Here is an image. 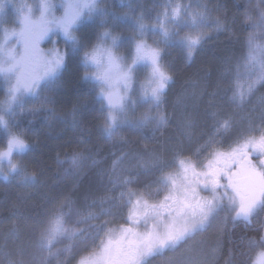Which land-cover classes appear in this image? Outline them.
<instances>
[{
    "label": "trees",
    "instance_id": "obj_1",
    "mask_svg": "<svg viewBox=\"0 0 264 264\" xmlns=\"http://www.w3.org/2000/svg\"><path fill=\"white\" fill-rule=\"evenodd\" d=\"M245 2L205 0L206 8L201 10L205 15L204 22L210 29L202 31L200 45L193 49L191 55L178 44H169L162 51L163 65L172 79L159 109L153 106L143 110L144 113L151 111L153 115L162 113L166 117L163 123H124L109 135L104 127L106 107L98 96V84L91 76L92 67L84 61L88 46L84 45L86 51L81 56L67 60V65L58 70L55 78L44 87L52 86V91L40 105L30 108L31 112L20 129L28 145L18 158L24 172L10 175L7 179L0 178V264H9L10 260L33 264L35 260L32 254L36 257L38 254L37 236L41 228L47 226L50 211L73 199L82 201L87 196L95 197L99 191L95 178L97 171L90 170L88 162H102L103 165L99 166L102 172L112 166L113 161L106 160L111 154L115 155L114 158L125 159L126 167L136 158H140V162L161 160L171 164L175 154L192 156L194 147L205 144L204 141L208 142L210 138L216 139L213 128L224 118L223 113H229L227 117L234 119L230 117L231 110L223 105L216 93L219 84H222L221 87L226 84L222 75L240 59L244 47ZM84 23L75 27L72 34L84 44L96 41L97 32L94 33L91 24ZM70 49L66 47V50ZM177 101L183 105L180 112L172 108ZM53 117L58 119L53 120ZM45 121L48 125H45ZM258 124V121L252 124L253 131L257 130ZM242 129L243 126L234 127L226 142L232 143ZM191 133L194 134V141L197 139L196 143L186 142L185 135ZM147 150L153 151V159L145 156ZM74 157L81 159L77 166L73 165ZM158 172L154 167L142 171L138 176L140 180L131 182L130 186L135 187L133 193L136 194L135 191L145 179H151L154 174L160 176ZM25 175L29 178L25 179ZM128 193L122 191L123 199L120 195L116 207L110 204L105 206L102 215L106 218V227L127 225L131 207ZM104 194L108 195V192ZM206 231L200 236L201 240L205 243L213 237L217 249L216 255L211 256L205 264H253L255 255L264 248V244L250 243L253 239L259 241L264 234V209L258 210L250 222L234 221L231 215L224 213ZM217 234H220L219 239ZM92 250L93 247L86 248L61 264H77ZM171 254L172 249H167L146 258L145 264H159L155 261L168 259ZM204 256L208 257V254Z\"/></svg>",
    "mask_w": 264,
    "mask_h": 264
},
{
    "label": "snow or ice",
    "instance_id": "obj_2",
    "mask_svg": "<svg viewBox=\"0 0 264 264\" xmlns=\"http://www.w3.org/2000/svg\"><path fill=\"white\" fill-rule=\"evenodd\" d=\"M52 7L42 0L39 19L32 20L29 16H22L19 32L9 33L7 29L4 30V41L0 43V75L5 77L6 82L14 77L15 83L10 84L6 98L0 101V112L9 116L15 115L14 108L23 103L25 95H38L36 88L40 82L55 76L64 63V57L59 53L42 61L38 42L49 32L59 29L72 42L73 48L82 47L72 35V27L85 10L89 14L98 10L95 0H76L64 5L63 16L49 19L47 14ZM183 10L184 6L178 4L169 15L166 6L162 17H157L159 28L152 30L159 31L164 42L176 35L166 25L178 21ZM261 20L264 21V13H261ZM198 22L202 21L194 16L191 26L195 28ZM145 30L146 26L138 21L139 33L143 34ZM257 35H249L248 53L242 58V62L237 63L235 79L226 89L231 91L230 99L234 104L245 103L257 84H264V44L258 42ZM109 36L105 32L100 37V43L91 52L84 53L85 64L97 69L92 78L100 85V99L106 102L105 131L111 135L122 123L145 125L153 121L157 124L165 122L166 117L162 113L153 115L151 111L144 113L138 120L128 121L126 112L130 104L137 102L159 109L167 85L172 79L160 63L161 50L146 41H137L131 63H128L126 57L114 51L119 37H112L109 43ZM13 38L17 41V46L10 49L8 44ZM201 38L202 35H185L180 37V42L191 55ZM141 63L149 67L150 72L146 81L140 85V96L133 101V74L136 66ZM38 68L40 71H37ZM231 127V121L225 119L218 124L214 136L223 135ZM0 128L8 135L7 148L0 150V159H7L11 172H24L21 165L13 162L11 157L14 151L23 152L28 145L11 132L9 121L4 115H0ZM214 143V137L210 138L207 146L211 147ZM252 153L264 154V134L258 138H238L228 151L214 149L209 152L207 162L200 165L202 170L199 171L197 163L178 153L177 158L171 162V169L169 162L154 161L152 166L160 171L156 183L166 189L167 194L159 202H150L146 198L152 195L150 190L137 196L135 200L132 197L136 194L129 192L131 207L127 219L130 223L118 227L100 225L103 235L100 236L97 250L88 259H82L80 264H145L147 257L158 254L163 249L175 248L191 234L202 229L224 208H227L234 221L250 222L258 210L264 209V159L260 160L259 165L254 164ZM73 165H78L76 157L73 158ZM28 178L25 175V179ZM202 191L210 192V198L201 196ZM65 206L66 203L50 211L47 226L42 227L37 236L39 247L50 248L58 238L77 234L64 227ZM89 218L94 217L90 214ZM141 227L143 231L139 230ZM250 243L264 244V236L259 241L253 239ZM259 255L261 259L258 264H264V253ZM9 264L21 262L10 260Z\"/></svg>",
    "mask_w": 264,
    "mask_h": 264
},
{
    "label": "rangeland",
    "instance_id": "obj_3",
    "mask_svg": "<svg viewBox=\"0 0 264 264\" xmlns=\"http://www.w3.org/2000/svg\"><path fill=\"white\" fill-rule=\"evenodd\" d=\"M43 2H46L53 6L47 14V18L51 19L52 17L59 18L63 16L64 5L69 2H76V0H43ZM41 3L42 0H0V43H3L4 41L5 29H7L9 33L13 31H20L21 25L19 21L22 16H29L32 20L39 19L41 14ZM204 3L205 0H95L96 9L103 11L101 12L98 10H94L89 14L87 10H85L81 14L77 22L73 25L71 31L73 32L75 30L74 28L79 26L82 22H85L84 24L88 25L91 24L92 29L95 31L94 33L97 32V40L86 42V44H84L82 40L72 34L80 42V44L83 45L79 48H73L72 43H70V41H67V38L64 36L63 32L59 29H56L52 32H49L43 37V39L38 42L37 47L39 49V56L43 61L51 59L53 58V56H55L56 53H59L64 57V63L59 68V70H61L63 66L67 65V60L69 58L77 55L81 56V53L84 51V45L88 46L86 48L87 51H85L91 52L93 48L100 43V37L105 32L110 34V36L108 37L109 43L111 42L112 37H119L117 46L115 47L114 51L118 55L126 57L128 63H131L132 57L134 55L135 43L141 40L146 41L147 44L151 45L154 48L160 49L161 52L165 48H167V45L169 44H178L182 48L187 49L185 45L180 42V37H183L185 35H192L193 37L197 35H203V30L206 31L210 29V26H207L206 22H204L205 15L201 10L203 8H206ZM178 4L184 6V10L180 15L179 20L176 22H170L166 25L167 28L170 31L176 33V35H173L169 40L164 42L160 32L153 31L152 29L159 28L157 17H162L166 6L170 15L172 8L176 7V5ZM245 5L246 14L243 17L245 35L243 37L244 43H242L244 44V47L241 51L240 59H238L236 63H234V65H232L222 75V79L226 80V84L223 85V87H221L222 84H219V86H217L218 91L216 93L219 96V99L223 102V105H226V107L231 110L230 113L232 114V116L230 117L234 119H229L227 117L229 115V111L226 112L228 113V115L223 113L222 117L224 118H221V120L217 122L216 126L213 128L212 133L214 134L216 132L218 124L223 123L225 119H229L231 121L232 127L228 131L224 132L223 135L215 136V143L212 144L211 147L207 146V140H205V144L200 145L199 147H194L192 156H187L190 157L189 159L191 162L197 163L198 171L202 170L200 165L207 162L209 152L213 151L214 149L220 151H228L237 142L238 138H242L246 134L247 136H254L257 138L261 134H264V84H257L251 97L243 104L232 103L230 99L232 93L231 91H226V89L235 79L237 63L242 62V58L245 57L248 53L247 41L249 35L258 34V42L264 44V21L261 20V13H264V0H246ZM197 14L199 15L197 16ZM194 16L197 17L198 21H202L198 22L195 28L191 26ZM140 18H142V20ZM138 21L142 22L146 26V30L143 32V34H140L138 31ZM64 37L66 39H63ZM201 40L202 38L200 39V42L196 47L200 45ZM56 41L57 44L55 43ZM16 46L17 41L14 38L11 39V42L8 44V48L15 49ZM66 47H71V49L66 50ZM20 51H22V48L20 49ZM160 63L162 65L164 64L162 62V56L160 59ZM37 71H40V69L38 68ZM96 72L97 69L92 67V70L90 72L91 76L93 77ZM149 72L150 68L146 67L142 63L136 66V71L133 74L135 88V91L132 92L133 101H136L140 96V85L146 81ZM56 75L57 73L55 74V76ZM55 76L46 78L45 80H42L40 82V84L36 88V93H38V95H25L23 103L21 105L15 106V115L9 116L3 112H0V115H4L5 119L9 121V128L13 134L23 139L20 134V129L22 128V124L25 121V117L31 112L30 108L32 106L40 105L43 98L48 96L52 91V86L46 89H44V87L50 84ZM253 78L255 77L253 76ZM14 83V77L10 82H6L5 77L3 75H0V101H3L6 98L8 94L7 90L10 87V84ZM191 86L194 87L195 85L192 84ZM98 96L100 98L99 84ZM190 96H192V94ZM102 102L106 107V102ZM145 107L152 108L153 106L142 102L130 104L126 110L128 121L138 120L141 116L140 114L144 113L143 109H145ZM172 108L173 110H175V112H180V109H183L182 102L177 101L173 103ZM56 118L57 117H53V120H56ZM256 121H258L259 124L256 125L257 130L253 131L254 125L252 126V124ZM44 123L45 125H48L47 121H45ZM233 126L235 127V129L241 128V126H243L244 129H242L240 133L236 131V139L232 143H227L226 140L233 133L231 131L234 129ZM249 133H253V135H249ZM182 134H184V132ZM185 137L186 142H197V139L194 141L193 133L188 134L187 136L185 135ZM7 139L8 135L4 132L3 128H0V150H4L7 148ZM228 144L229 146H227ZM26 149L23 152L14 151L11 157L12 161L19 164L18 158L22 153L26 151ZM146 152L147 154L145 156H147L149 159L154 158L153 151L147 150ZM198 152L199 155H197ZM179 155L183 156L184 154L181 153ZM113 156L115 155L111 154L110 156L106 157V160L111 159L113 161L112 166L108 171L105 170L102 172V170L99 168V166L103 165L102 162L97 163L99 164L98 166L96 163L93 164L92 162H88V165L90 166L89 169L97 171L95 178H97L99 183V186H97L99 191H97L98 193L96 192L97 194H95V197L87 196L83 198L82 201H76L73 199L72 201H69L64 207V227L70 230H74L77 234L58 238L56 241H54L50 248H41L36 245L38 254L37 257L35 254H32L35 260L33 264H61L64 263L68 257H73L86 248L93 247V250L90 251L89 254L86 253L79 260L77 264H80V261L82 259H88L90 254L97 250L100 236L103 235V230H101L99 226L106 222V218L102 215L105 206L110 204V206L116 207L122 191L124 190L126 192L133 193L135 187L130 186L131 182H135L137 181V179L140 180L138 176H140L142 171H145L147 167H153V163L148 162V160L146 162H140V158L133 159L131 161V165L126 167L127 161L125 159H123L122 157L114 158ZM76 158L78 162H81L80 158ZM176 158L177 155L175 154V159ZM251 159L254 164L259 165L260 160L264 159V154L252 153ZM84 163L86 162L84 161ZM169 169H171V164H169ZM14 174L15 172H11L9 170L7 159H0V178L7 179L8 176ZM158 174H160V171L158 172ZM158 177L157 174H154V176H151V179H145L143 182L140 181L141 186L138 187L135 191L136 195H134L132 200H135L137 196L150 190L152 192V195L146 198H148L150 202L161 201L167 194V190L163 189L156 183ZM127 181L131 182L129 183ZM105 191L108 192V195L104 194ZM221 191H223V189H221ZM87 192V194H89V191ZM100 193L101 195H99ZM200 195L210 198L211 193L202 191ZM99 200H101V202H98ZM224 213L226 214V216L231 215L228 212L227 208L218 211L202 229L198 230L196 234H194V236L191 234L187 239L180 242L178 247H175L172 250V254L169 256L170 258L167 257L168 259L158 260L155 262H158L159 264H205L208 259H211L216 255L217 248L215 247V241H212L213 237H211L207 242L203 243L200 236L206 233L207 227L210 224L212 225L217 217L223 216ZM90 214H92L94 218H89ZM129 223L130 222L128 221L127 224ZM139 230L143 231L144 229L143 227H141ZM219 235L220 234L216 235L218 239ZM165 250L167 249L161 250L158 254L164 252ZM260 253H264V248L255 255L253 264L254 262H257L258 264L259 260L261 259L259 255ZM204 254H208V257L204 256ZM149 264H152V262Z\"/></svg>",
    "mask_w": 264,
    "mask_h": 264
}]
</instances>
